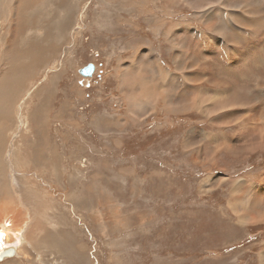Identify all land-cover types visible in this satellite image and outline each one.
Instances as JSON below:
<instances>
[{"label":"rangeland","instance_id":"1","mask_svg":"<svg viewBox=\"0 0 264 264\" xmlns=\"http://www.w3.org/2000/svg\"><path fill=\"white\" fill-rule=\"evenodd\" d=\"M253 62L264 0H0V264H264Z\"/></svg>","mask_w":264,"mask_h":264},{"label":"bare ground","instance_id":"2","mask_svg":"<svg viewBox=\"0 0 264 264\" xmlns=\"http://www.w3.org/2000/svg\"><path fill=\"white\" fill-rule=\"evenodd\" d=\"M249 1V0H248ZM132 2V1H131ZM225 2V1H224ZM215 3V2H214ZM218 3V2H217ZM221 3V1L219 2V4ZM220 6V5H219ZM27 7V6H26ZM210 7V6H209ZM208 7V8H209ZM242 7V6H241ZM240 7V8H241ZM243 7H248V5H246V6H243ZM242 7V8H243ZM246 11V10H245ZM250 14V13H249ZM221 31L223 32L224 31V28L222 27L221 28ZM220 32V31H219ZM217 33V32H216ZM215 34V33H214ZM219 35V34H218ZM220 35H222V34H220ZM230 37V36H229ZM225 38V37H224ZM226 39H227V37H226ZM235 42V41H234ZM154 69V68H153ZM151 71V70H150ZM152 72V71H151ZM157 72V71H156ZM156 77V76H155ZM167 80V82H168V78L166 79ZM172 82V81H171ZM256 82V81H255ZM169 83H170V81H169ZM12 89V88H11ZM167 90H165V92H166ZM227 92V91H226ZM216 93V92H215ZM219 93V92H218ZM220 94H222V93H220ZM229 94V93H228ZM167 95V94H166ZM218 95V94H217ZM182 96V95H181ZM184 99V98H183ZM167 103H171V100L170 99H168L167 98ZM191 101V100H190ZM215 101H217V100H215ZM233 101V100H232ZM197 102V101H196ZM207 101H205L204 103H206ZM197 103H199V102H197ZM202 103V102H201ZM223 103V102H222ZM188 104H190V103H188ZM171 105V104H170ZM205 105V104H204ZM180 106H182V105H177L176 106V109H178ZM200 106V105H199ZM175 107V106H174ZM201 107V106H200ZM208 107V106H207ZM226 107H229V106H226ZM181 108V107H180ZM175 109V110H176ZM202 109V108H201ZM177 111V110H176ZM258 129V128H257ZM258 131H259V129H258ZM263 134V133H262ZM261 138H263L262 136H260ZM258 144V143H257ZM258 145H260V146H262V145H264V138L262 139V141L260 142V144H258ZM5 185V184H4ZM6 188V187H5ZM7 189V188H6ZM4 193L5 194H7V190L6 191H4L3 192V197H4V201H7V202H9V201H11V203H15V200L13 199V197L14 196H12V199L11 198H7L6 197V195H4ZM3 199V198H2ZM1 199V200H2ZM242 200V199H241ZM245 202V201H244ZM243 203V202H242ZM4 205V204H3ZM248 205H249V203H248ZM247 205V206H248ZM1 206V205H0ZM6 206V205H5ZM249 207V206H248ZM247 209V208H246ZM1 210H5L4 209V207L1 209ZM247 212H249V211H247ZM241 219L243 220L242 222H246L247 220L244 218V216H242L241 217ZM247 219H248V217H247ZM12 222H13V216L10 218V219H7V217L6 218H3L2 220H0V244H3L2 246H0V249H2V250H5V249H14L15 250V252H16V254H15V256L14 257H16L17 256V254L19 255V249L21 248V244H23L24 242H22V241H25V235H26V233H25V231L23 230V231H21L20 229L18 230L17 228H14L13 226H12ZM25 229V228H24ZM23 252V251H22ZM14 257H12V258H14ZM10 259V258H9ZM6 260V259H5ZM2 262H4V261H2ZM1 263V262H0Z\"/></svg>","mask_w":264,"mask_h":264},{"label":"crops","instance_id":"3","mask_svg":"<svg viewBox=\"0 0 264 264\" xmlns=\"http://www.w3.org/2000/svg\"><path fill=\"white\" fill-rule=\"evenodd\" d=\"M249 58H251L252 60H254V54L253 53H248V54H246V55H244V57H243V60L246 62V59H247V61H248V59ZM257 59H258V57H257ZM255 62H253V63H251L250 65V70H249V72L247 73V74H249L250 76H249V78H247L248 80H249V89L251 90V92H259L260 93V95H264V89H261V88H259V86L255 83V82H252L255 78L252 76V74H254L255 73V69L252 67V65L254 64ZM231 71V70H230ZM246 74V75H247ZM257 78V77H256ZM250 83H252V84H250ZM229 91H230V93H231V95L233 96V97H238L239 96V98H240V86L238 87V92L236 93V94H234V92H232V89L229 87V88H227ZM260 95L258 94L257 96H254V99H258L259 101H261V99L259 98L260 97ZM252 97H253V95H252ZM251 97V98H252ZM0 141H2L3 142V139H1ZM0 220H2L3 218H6L7 217V219H9L12 215H15L16 214V212H17V210H16V208H15V204L14 203H11V205H12V207L15 209V210H12V209H10L9 208V204H5L7 201H4V197H3V189H0ZM3 198V199H2ZM2 199V200H1ZM4 204V205H3ZM6 205V206H5ZM4 207V211L3 210H1L2 208Z\"/></svg>","mask_w":264,"mask_h":264},{"label":"water","instance_id":"4","mask_svg":"<svg viewBox=\"0 0 264 264\" xmlns=\"http://www.w3.org/2000/svg\"><path fill=\"white\" fill-rule=\"evenodd\" d=\"M96 66L94 63H89L85 65L83 68L80 69V73L85 77H91L94 75ZM16 254L15 250L12 249H0V262L4 261L5 259H9L14 257Z\"/></svg>","mask_w":264,"mask_h":264}]
</instances>
